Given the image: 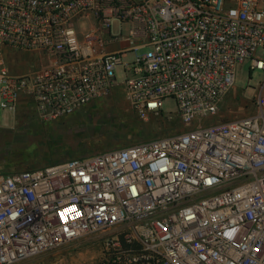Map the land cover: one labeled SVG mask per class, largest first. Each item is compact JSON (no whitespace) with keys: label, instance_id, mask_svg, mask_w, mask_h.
Instances as JSON below:
<instances>
[{"label":"built area","instance_id":"2783aa9c","mask_svg":"<svg viewBox=\"0 0 264 264\" xmlns=\"http://www.w3.org/2000/svg\"><path fill=\"white\" fill-rule=\"evenodd\" d=\"M13 51L49 64L15 74ZM259 51L264 0H0V110L29 101L55 122L122 86L139 117L172 99L184 126L0 173V264L87 237H101L92 264H264V83L254 113L211 121L240 65L264 72Z\"/></svg>","mask_w":264,"mask_h":264},{"label":"rangeland","instance_id":"374dc122","mask_svg":"<svg viewBox=\"0 0 264 264\" xmlns=\"http://www.w3.org/2000/svg\"><path fill=\"white\" fill-rule=\"evenodd\" d=\"M94 24L85 22L82 30H91ZM113 24V34L119 32ZM124 33L127 27L124 26ZM118 45H107L111 51ZM145 51L138 52L139 55ZM264 59V52L257 54ZM132 55L125 59L131 61ZM49 63L35 54L13 51L10 69L15 74H26ZM120 84L125 80L118 70ZM264 83V72L251 71V60L240 65L236 73L235 89L226 97L224 107L212 122L239 119L254 113L252 101ZM177 105L170 99L163 113L141 118L131 107L122 86L99 103L76 115L55 122H44L29 101L22 102L15 111L0 110V173H10L50 167L65 160L88 156L105 150L121 148L184 129L177 116ZM171 116H168V115ZM2 127V128H1ZM101 237H87L45 253L21 264H92L100 255Z\"/></svg>","mask_w":264,"mask_h":264},{"label":"crops","instance_id":"0c3cea01","mask_svg":"<svg viewBox=\"0 0 264 264\" xmlns=\"http://www.w3.org/2000/svg\"><path fill=\"white\" fill-rule=\"evenodd\" d=\"M120 47V45H118V47L117 48H115L114 50H111V51H116L118 48ZM2 128V127H1Z\"/></svg>","mask_w":264,"mask_h":264}]
</instances>
